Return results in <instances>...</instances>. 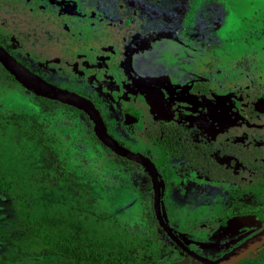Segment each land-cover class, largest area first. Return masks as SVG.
<instances>
[{
	"label": "rangeland",
	"instance_id": "1",
	"mask_svg": "<svg viewBox=\"0 0 264 264\" xmlns=\"http://www.w3.org/2000/svg\"><path fill=\"white\" fill-rule=\"evenodd\" d=\"M186 5L184 29L146 33L155 42L139 45L126 58L131 41L145 35L136 10L110 21L81 0H0V48L45 81L97 102L130 151L146 146L136 134L141 128L125 115L129 105H138L139 94L124 65L164 90L173 107L171 121L198 127L218 145L231 141L240 151H255L250 164L264 165V112L254 108L264 95V0ZM182 36L194 41L175 40ZM13 77L0 68V178L17 185L28 201L34 223L44 227L35 234L71 260L173 264L183 254L165 243L156 222L201 257L216 260L264 228L262 222L237 238L220 232L234 212L264 211V177L250 164L216 154L237 175L226 182L191 177L188 167L176 172L162 161L168 168L165 184L160 166L157 174L149 160L158 183L150 176L144 187L133 180L131 164L94 140L79 107L50 99L58 103L44 108L39 95ZM194 82L198 93L207 91H193ZM154 149L157 156L159 147ZM154 189L160 195L156 204ZM3 194L0 264L39 259L19 243L22 232L13 229L16 216ZM132 250L136 262L130 260ZM244 258L240 264H264V245Z\"/></svg>",
	"mask_w": 264,
	"mask_h": 264
},
{
	"label": "trees",
	"instance_id": "2",
	"mask_svg": "<svg viewBox=\"0 0 264 264\" xmlns=\"http://www.w3.org/2000/svg\"><path fill=\"white\" fill-rule=\"evenodd\" d=\"M88 4L97 7L101 10L104 15L108 18H119L120 13L117 8L118 2H127L138 4L142 0H86ZM161 1V2H160ZM151 1L150 5L155 6L160 12V18L164 21V24L169 23L170 19H174V16L178 14L183 8L186 0H160ZM167 25V24H166ZM0 68L2 72L9 78L13 79V75L9 73L1 64ZM39 103L44 107L56 105L58 102L50 100L46 97L39 96ZM45 108V107H44ZM257 110H261V100L257 102ZM80 111V110H79ZM80 113L85 117L87 123L89 124V130L94 138V140L100 144L96 134L93 132V123L89 121L87 113L83 110ZM198 130L193 127H186L182 124H168L166 122H159L154 125V129L146 131L149 140L162 143L166 153L174 158L182 157L185 159L190 166H192L201 176H205L210 179H222V180H234L236 175L230 172L225 165L218 163L215 160L214 154L216 152V147L206 140L202 139L198 134ZM101 145V144H100ZM233 146L228 143L224 145L223 152L232 153L236 156H240L245 164H250L253 161V157L256 156V152L251 150L239 153L238 151L232 149ZM242 154V155H241ZM117 156V155H116ZM119 157L123 162L131 164L133 168L132 178L136 183L140 181L145 182V187L150 186L149 176L146 172L141 170L138 163L128 160L124 157ZM253 170L254 174L257 176L264 177V165L261 163H252L249 165ZM0 191L4 197L10 199L16 220L13 224V229L22 232L21 240L19 243L25 246L29 253L31 248L34 249V253L37 257H40L36 261L27 264H87L81 263L76 260H71V255L62 252L60 249H56L55 244H47L40 236L36 235L35 232L43 229V226L39 228L34 223L31 217L30 207L28 201L24 198L22 192L19 190L17 185L11 184L7 178H0ZM239 213H245L248 211H238ZM251 212V211H249ZM264 212V211H256ZM235 213V212H234ZM156 224V229L159 235L164 239L165 243L169 246L176 247L177 245L167 236L165 231L159 226L158 222ZM31 246V247H30ZM133 251V257L130 260L136 262L139 260L137 252ZM71 252V251H69ZM44 254L48 255H59L53 259H44L41 256ZM189 260L193 261L192 258ZM241 260L235 264H240ZM97 264V263H96ZM101 264V262H98Z\"/></svg>",
	"mask_w": 264,
	"mask_h": 264
},
{
	"label": "flooded vegetation",
	"instance_id": "3",
	"mask_svg": "<svg viewBox=\"0 0 264 264\" xmlns=\"http://www.w3.org/2000/svg\"><path fill=\"white\" fill-rule=\"evenodd\" d=\"M80 1V0H79ZM82 2L88 4V2L86 0H81ZM151 1H157L159 2L160 0H142L140 3L138 4H133V3H127V2H118L117 3V8H118V11L119 13H121L122 11H126L127 14H129V16H132L130 14V11L132 10H136L138 11V14L140 15V18L143 20V22L141 23L140 25V30L139 32L140 33H144L145 35H141V36H144L141 37L139 36V38H137L135 41H131V44H130V49L128 50V54L126 56L129 57V55L134 52V50H136L138 48L139 45L141 44H146V43H152V42H155L153 39L154 37L152 35H149L150 33L152 32H156V30L161 31L163 32V30H167V31H176V30H181V29H184L185 28V25L183 23V19H184V16H185V12L184 11H187L188 9V6L186 5V3L188 2V0H186V2L184 3V8L178 12V14L176 16H174V19H170V22L169 23H166L164 24V21L161 20L160 18V12L158 11V9L155 7V6H152L150 5V2ZM161 2V1H160ZM90 5V4H88ZM120 5H122L120 7ZM92 6V5H91ZM98 12L102 13L103 16L110 20V21H116L118 18H108L104 15V13L99 10L97 7L93 6ZM120 17V16H119ZM146 33H149L148 35ZM174 34H177L174 33ZM183 39H175V40H180V41H183V42H186V43H192L194 40L190 39L187 40L184 36H182ZM170 38V37H168ZM125 62H126V59H125ZM125 69L127 70L126 72L129 73L130 75V79H132L134 82H135V88H136V94L138 93L139 95L135 98V101H136V104L138 105H129L126 109H125V115L128 117H130V119L132 120V123H135L137 124V126L139 128H141V131L140 132H136L137 136H139L141 138V144H143L144 146H146V150H140V149H135L137 152L143 154L148 160H152L154 162V165H155V168H156V171H157V174H158V169L159 166H160V169L162 170L163 172V177H164V180H165V184H166V172L168 170V168L166 167H162V161H166V162H171L173 166H175L174 168H176V172L178 170V168H184L186 169V167L189 168L190 172H191V177H195V175L197 176H200L201 178H207L205 176H201L192 166H190L188 164V162L183 159L182 157H179V158H174V157H171L169 156L167 153H166V150L164 148V146L162 145V143H159V142H155V141H152V140H149L148 137H147V134H146V131H150V130H153L154 129V125L159 123V122H166L168 124H182V123H178V122H174V121H171L172 118H174V114H173V107L172 105L170 104V101L168 100L167 96L165 95L164 93V90L158 86L157 84H155L153 81H150V80H145V79H141L139 77H136L132 74V72L129 71V69L124 65ZM127 73V74H128ZM197 82V81H196ZM194 82L193 84V91H195L196 93H198V84ZM54 85V84H53ZM140 85H144L146 86L147 88H153L156 93L158 94V97L156 98V103H157V100H159V98H162V105L163 104H166L169 108H170V111L169 112H161V111H155L154 110V107L149 103L148 101V98H147V95L144 91H141L139 89V86ZM57 86V85H55ZM60 87V86H58ZM62 88V87H60ZM64 89V88H63ZM207 90H202L201 92L202 93H198V94H203L204 92H206ZM90 100V99H89ZM261 100V110H257V102ZM91 101V100H90ZM134 101V103H135ZM146 102H147V105H146ZM141 103V104H140ZM93 104L95 105V107L99 110L100 114H101V117H102V120H103V123L107 126V132L116 140L119 142V144H121L123 147L124 143L121 142V140L117 139L115 136H114V133L112 132L111 128H110V125L109 123L106 121L105 117H104V114H103V111L101 110V108L99 107L98 103L93 101ZM145 104V105H143ZM142 105V106H141ZM148 106V107H147ZM150 107V108H149ZM149 108V109H148ZM254 108L258 111V112H264V95L262 98L258 99L255 101L254 103ZM81 111V110H80ZM82 115V114H81ZM88 115V114H87ZM89 119V117H88ZM89 121H91L89 119ZM92 122V121H91ZM186 127H193V128H196L198 130V135L204 139L200 134H199V128L196 127V126H190V125H185V124H182ZM94 129V128H93ZM95 133V132H94ZM128 138H130L129 136H127ZM138 137V138H139ZM142 137L147 141V142H144L142 140ZM99 140V139H98ZM206 140V139H204ZM208 143L214 145L216 147V152L214 154V157H215V160H216V154H228V155H231L236 161H238L242 166L245 164L242 159L240 158V156H236L232 153H224L223 152V149H224V145L225 144H228L230 143L234 150L238 151L239 153H243L245 151H240L239 149H237L234 144L231 142V141H223V143L221 145H218V143H213V142H210L208 140H206ZM100 142V141H99ZM149 143V144H148ZM101 146H103L104 144H102L100 142ZM154 146L155 148L156 147H159V152L157 151V156L156 154L153 153V151L155 150L154 149ZM126 147V146H125ZM116 155V154H115ZM242 155V154H241ZM118 156V154H117ZM120 156V155H119ZM123 157V156H121ZM156 158L155 160L153 158ZM125 158V157H124ZM127 159V158H126ZM174 159H179L180 160V164L179 162H176L178 163V165H176V163H173ZM130 160V159H128ZM133 161V160H131ZM217 161V160H216ZM136 162V161H134ZM218 162V161H217ZM140 165L141 167V170L143 172H146V170H144L145 168L142 166V164H140L139 162H136ZM220 163V162H218ZM220 164H223L225 165V167L234 174V170L231 168V167H228L225 163L221 162ZM159 165V166H158ZM179 166V167H178ZM193 173V174H192ZM148 174V173H147ZM177 174V173H176ZM236 175V174H235ZM149 176V180H151L150 178V175L148 174ZM159 179V177H158ZM207 179H210V178H207ZM238 178H237V175H236V179L234 180H230V181H226V180H222V179H210V180H214V181H226V182H232V181H236ZM159 181L161 182V184L163 185V181L161 179H159ZM142 182L143 186L145 187V182L143 181H140L138 182V184H140ZM174 183L176 181H173ZM151 183V181H150ZM251 213H254V214H261V213H264V212H256V211H251V212H245V213H239V212H235V213H232V217L229 219L231 220L234 216L236 215H242V214H251ZM227 220V221H229ZM226 221V222H227ZM225 222V223H226ZM253 227V226H252ZM256 227V226H255ZM251 228V227H249ZM248 228H244L243 230L241 231H237L235 233H232V234H226L225 232L221 231L220 232H223L225 235H230L234 238H237L239 236H244V232L245 230H247ZM262 229V228H261ZM258 231L260 230L259 227L257 229ZM256 230V231H257ZM165 231V230H164ZM257 231V232H258ZM255 232V233H257ZM166 233V231H165ZM173 235L176 237V240L171 238L167 233V236L177 245L176 247H173L176 251H178V253L180 254H183V255H180V257L178 259H176L175 261H173V264H206L204 261H201L202 259H205L203 257H201L197 252H195L193 249H191L189 246H187L186 244H184L175 234L174 232H172ZM254 233V234H255ZM252 235L250 234V237ZM247 238L249 237H245L244 240H242L240 243L234 245V247H237L238 245H240L242 242H244ZM234 240V239H233ZM232 240V241H233ZM231 241V242H232ZM230 242V243H231ZM264 245V244H263ZM233 247V248H234ZM261 247V246H260ZM231 248V249H233ZM230 249V250H231ZM189 252L191 253H194L196 255L195 256H192ZM229 252V250L227 251V253ZM37 257V256H35ZM190 258L193 259V261L189 260ZM244 257L241 260V262L244 261ZM37 259L35 260H32V261H27L26 263L24 264H27V263H30V262H33V261H36ZM239 260V261H240ZM237 261V262H239ZM236 262V263H237Z\"/></svg>",
	"mask_w": 264,
	"mask_h": 264
},
{
	"label": "water",
	"instance_id": "4",
	"mask_svg": "<svg viewBox=\"0 0 264 264\" xmlns=\"http://www.w3.org/2000/svg\"><path fill=\"white\" fill-rule=\"evenodd\" d=\"M0 62L9 73L15 75V77L20 81V83L28 87L31 91H33L37 95L49 99H56L68 104H72L76 107H79L81 110L85 111L91 118V121L95 128L94 130L95 134L102 144L109 147L116 154L142 164L145 167V169H147V173L152 177V180L153 179L155 180V181L153 180V182L158 183L157 176L154 174V169L150 161L143 154L139 152L130 151L125 147H123L107 132L101 114L92 101H90L86 97L76 95L70 92L69 90L60 88L45 81L43 78L31 72L25 66L20 64L13 56L6 53L1 48H0ZM139 89L146 93L148 101L152 106L157 104L155 96L151 95L149 91V89L152 90V88L150 87L147 88L144 85H140ZM154 190H155L154 202L156 204L157 200H159L160 195H159V190L158 191L156 189ZM262 222H264V213L236 215L223 225L222 231L225 232L226 234H232L237 231H241L244 228H249L257 224H260ZM162 229L165 230L163 227ZM166 233L171 238L176 240L172 232L169 234L166 231ZM263 244H264V228L259 230L257 233L253 234L251 237L246 239L243 243L238 245L236 248H234L226 255L216 260L202 259L201 261H204L206 264H235L237 261L242 259L248 253L262 246ZM189 253L192 256L196 257L194 253L191 252Z\"/></svg>",
	"mask_w": 264,
	"mask_h": 264
},
{
	"label": "bare ground",
	"instance_id": "5",
	"mask_svg": "<svg viewBox=\"0 0 264 264\" xmlns=\"http://www.w3.org/2000/svg\"><path fill=\"white\" fill-rule=\"evenodd\" d=\"M149 91H150L151 95L155 96V98L158 97V94L156 93V91L153 88H152V90L149 89ZM153 107H154L155 111H161V112H169L170 111V108L166 104L162 105V98H159V100H157V104L154 105Z\"/></svg>",
	"mask_w": 264,
	"mask_h": 264
}]
</instances>
